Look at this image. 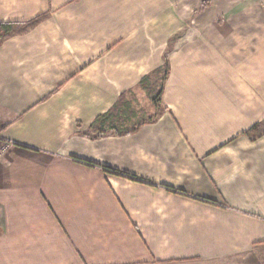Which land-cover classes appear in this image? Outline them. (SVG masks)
<instances>
[{"label":"crops","instance_id":"0c3cea01","mask_svg":"<svg viewBox=\"0 0 264 264\" xmlns=\"http://www.w3.org/2000/svg\"><path fill=\"white\" fill-rule=\"evenodd\" d=\"M43 14L0 45V132L14 143L0 264L264 252V135L246 134L264 122V0H0L1 21ZM165 64L158 115L94 136L128 93L149 98L140 85Z\"/></svg>","mask_w":264,"mask_h":264},{"label":"trees","instance_id":"16d2710c","mask_svg":"<svg viewBox=\"0 0 264 264\" xmlns=\"http://www.w3.org/2000/svg\"><path fill=\"white\" fill-rule=\"evenodd\" d=\"M46 14L40 15L29 21H1L0 20V45L8 38L15 35H23L35 28L42 20L46 18ZM169 74V66L165 64L163 67L152 73L141 83V87L146 90L149 98L154 105H158L161 101V96L164 90V83ZM124 102H118L112 110L103 115L94 124V136L105 135L110 132H115L119 135L129 134L137 131L143 124L149 119L141 120L137 124L128 129H120L122 120L124 118ZM246 134L251 139H257L264 135V122L259 123L249 129ZM106 170H111L109 167H105ZM122 175V173L114 172Z\"/></svg>","mask_w":264,"mask_h":264},{"label":"rangeland","instance_id":"374dc122","mask_svg":"<svg viewBox=\"0 0 264 264\" xmlns=\"http://www.w3.org/2000/svg\"><path fill=\"white\" fill-rule=\"evenodd\" d=\"M162 107L154 105L147 97L145 91L137 89L128 93L124 98V118L120 129H128L141 120L154 119ZM227 264H264V252L259 251L246 259L231 260Z\"/></svg>","mask_w":264,"mask_h":264},{"label":"built area","instance_id":"2783aa9c","mask_svg":"<svg viewBox=\"0 0 264 264\" xmlns=\"http://www.w3.org/2000/svg\"><path fill=\"white\" fill-rule=\"evenodd\" d=\"M12 146H14V143L5 139L0 132V158H2Z\"/></svg>","mask_w":264,"mask_h":264}]
</instances>
